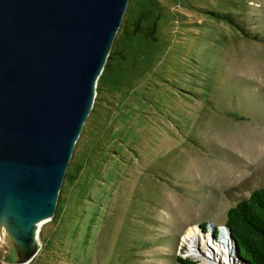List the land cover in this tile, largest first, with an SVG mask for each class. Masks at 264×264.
Instances as JSON below:
<instances>
[{"label":"rangeland","instance_id":"obj_1","mask_svg":"<svg viewBox=\"0 0 264 264\" xmlns=\"http://www.w3.org/2000/svg\"><path fill=\"white\" fill-rule=\"evenodd\" d=\"M160 3L147 71L99 76L26 264L238 262L232 239L204 231L264 186V0ZM2 241L0 264L15 261Z\"/></svg>","mask_w":264,"mask_h":264},{"label":"water","instance_id":"obj_2","mask_svg":"<svg viewBox=\"0 0 264 264\" xmlns=\"http://www.w3.org/2000/svg\"><path fill=\"white\" fill-rule=\"evenodd\" d=\"M127 4L0 0V241L17 255L6 264L29 262L40 245L34 220L55 214Z\"/></svg>","mask_w":264,"mask_h":264},{"label":"trees","instance_id":"obj_3","mask_svg":"<svg viewBox=\"0 0 264 264\" xmlns=\"http://www.w3.org/2000/svg\"><path fill=\"white\" fill-rule=\"evenodd\" d=\"M161 12L160 0H128L101 77L115 71L113 80L119 82L120 74L141 76L147 71L158 48ZM224 224L239 243L236 264H264V186L229 206ZM176 260L178 264H196L189 257L177 256Z\"/></svg>","mask_w":264,"mask_h":264},{"label":"built area","instance_id":"obj_4","mask_svg":"<svg viewBox=\"0 0 264 264\" xmlns=\"http://www.w3.org/2000/svg\"><path fill=\"white\" fill-rule=\"evenodd\" d=\"M207 229H208V227H207ZM211 232H214V234H216V236H214V241L211 242L212 245H217V246L220 245V247H221V245L223 243L225 244L226 241H230V239H231L229 237L228 230L226 229L224 223L221 225V227H218L217 229L215 227H213L212 230L209 229V230L204 231L205 235H209V234H211ZM221 236H222V238H221ZM218 239H219V241H218ZM222 248H224L223 245H222ZM193 252H195V251L194 250L192 251V255H194ZM194 256H195V258L197 257L196 255H194ZM216 261H218V260H216Z\"/></svg>","mask_w":264,"mask_h":264},{"label":"bare ground","instance_id":"obj_5","mask_svg":"<svg viewBox=\"0 0 264 264\" xmlns=\"http://www.w3.org/2000/svg\"><path fill=\"white\" fill-rule=\"evenodd\" d=\"M46 219V220H45ZM48 220V218H40V219H38V220H34V222H33V225L35 226V234H36V236H37V233H38V231H39V229H40V227H41V225L45 222V221H47ZM219 240V239H218ZM214 264L212 261H209V259L207 260V258H202V262L201 263H199V264Z\"/></svg>","mask_w":264,"mask_h":264}]
</instances>
